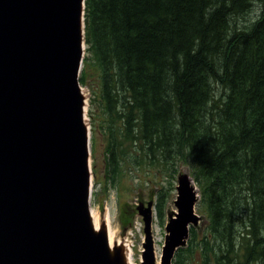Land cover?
Returning <instances> with one entry per match:
<instances>
[{
	"label": "trees",
	"instance_id": "16d2710c",
	"mask_svg": "<svg viewBox=\"0 0 264 264\" xmlns=\"http://www.w3.org/2000/svg\"><path fill=\"white\" fill-rule=\"evenodd\" d=\"M251 1L85 0L80 82L93 73L104 105L130 107L110 130L122 156L190 158L196 243L218 264H264V8Z\"/></svg>",
	"mask_w": 264,
	"mask_h": 264
},
{
	"label": "water",
	"instance_id": "95a60500",
	"mask_svg": "<svg viewBox=\"0 0 264 264\" xmlns=\"http://www.w3.org/2000/svg\"><path fill=\"white\" fill-rule=\"evenodd\" d=\"M84 1L0 0V264H125L123 245L110 251L104 227L96 231L89 215V138L79 82ZM69 105L78 111L69 113ZM66 160L72 173L63 170ZM197 200L195 186L181 176L161 264H171L188 223L198 221ZM177 219L179 237L171 239ZM146 240L141 263L155 264L149 235Z\"/></svg>",
	"mask_w": 264,
	"mask_h": 264
},
{
	"label": "rangeland",
	"instance_id": "374dc122",
	"mask_svg": "<svg viewBox=\"0 0 264 264\" xmlns=\"http://www.w3.org/2000/svg\"><path fill=\"white\" fill-rule=\"evenodd\" d=\"M262 1L259 3L257 0H252L253 9L261 8L263 11L264 2ZM237 22L240 25V20ZM99 83L95 75L89 73L85 84L81 85L85 94V115L90 127L89 149L93 184L91 209L94 212L99 209L102 216L107 212L111 229L114 232L117 231L118 238H125L126 234H129L133 263L140 264L144 234L143 223L141 217L138 216L142 210L140 206H135L136 200H139L137 196H141L143 200L142 194L161 189V194L165 199L162 204L163 214L176 210L174 200L177 198L178 181L181 176L190 182L194 179L190 158L178 157L168 162L151 163L148 160L141 162L142 153L139 154L131 147L126 149L127 155L122 156L120 148L111 142L110 130L117 128L120 124L115 120L114 115L129 110L126 114L128 116L131 109L123 104L116 105L115 103L112 107L104 105ZM111 152H115L117 164L115 168L109 165L108 154ZM131 155L137 157L140 162L132 159ZM148 181L150 182L147 183ZM182 189L186 192V188L182 187ZM206 224L207 220L201 215L200 221L195 226L189 227L185 241L175 249L171 264H176L179 259L183 260V264H218L212 253H202L196 243L197 236H203ZM191 227H195L198 234ZM152 233L155 241L152 249L155 250L157 258H160L164 240V224L161 225L155 215L152 222Z\"/></svg>",
	"mask_w": 264,
	"mask_h": 264
},
{
	"label": "bare ground",
	"instance_id": "6f19581e",
	"mask_svg": "<svg viewBox=\"0 0 264 264\" xmlns=\"http://www.w3.org/2000/svg\"><path fill=\"white\" fill-rule=\"evenodd\" d=\"M81 24L84 26L85 25V13L83 14L82 16V22ZM15 60V59H14ZM23 64V63H22ZM17 65V64H16ZM19 65V64H18ZM23 68V67H22ZM26 68V67H24ZM20 70V69H19ZM78 111V108L75 106V105H69L68 106V112L69 113H76ZM44 114V113H43ZM42 115V114H41ZM19 117V116H18ZM19 120L21 121H24L26 120L23 116H20L18 118ZM68 121V120H67ZM30 122L31 123H35L37 124L38 122V118H31L30 119ZM72 125V124H71ZM70 125V126H71ZM76 125V124H75ZM83 125L85 126L86 128V131H87V136L88 138H90V127L88 125V120H87V117L85 114H83ZM73 127V126H72ZM70 128V127H69ZM66 131V130H65ZM74 136V135H73ZM65 137V136H64ZM68 153V152H67ZM77 154H79L81 156V153L79 151L76 152ZM76 156V155H75ZM73 159V158H72ZM65 160V159H64ZM77 162V161H76ZM70 164H73L72 162L70 161H65V164H64V172L65 173H72L73 172V167L70 166ZM88 168H89V180H90V188H91V185H92V169H90V153L88 155ZM76 170V169H75ZM50 193L54 196H58L59 193L57 192V190L55 188H50ZM78 195H77V198H76V201H80V187L78 188ZM180 203L182 201V193H180V199H179ZM185 209L184 207H180V211H179V218L181 216H183V213H184ZM178 218V219H179ZM172 223L173 225L171 226V229H170V235H171V239H173L175 236L178 235V232H180V222L178 221ZM90 221H91V224L93 226V228L97 231L99 229H101L103 227V221L105 222V233H106V236H107V242H108V247L110 249V251H114L116 248H118L120 242L122 241L120 238H118V234H117V231L114 232L113 229H111V225L109 223V218H107V212L104 213V216H102L100 210L98 209L97 212L93 209H91L90 207ZM77 227V226H76ZM73 228V227H72ZM74 231V230H73ZM72 234V233H71ZM184 234H182L181 237H183ZM126 241L127 244V250L125 249L124 251V258H125V264H134L133 263V260H132V255H131V247H132V243L130 242L129 240V236L127 235L126 236ZM129 251V252H128ZM153 255L156 256V252L155 250L153 249L152 251ZM95 255V254H93ZM94 260V259H93ZM96 264V263H95ZM99 264V263H98ZM155 264H160V259L157 258L156 256V259H155Z\"/></svg>",
	"mask_w": 264,
	"mask_h": 264
}]
</instances>
